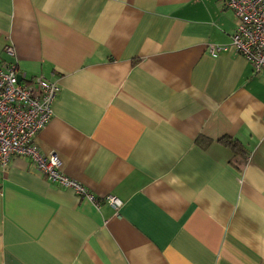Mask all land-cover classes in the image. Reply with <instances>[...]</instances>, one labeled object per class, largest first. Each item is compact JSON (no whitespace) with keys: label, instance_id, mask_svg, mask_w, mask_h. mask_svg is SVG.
Listing matches in <instances>:
<instances>
[{"label":"crops","instance_id":"obj_1","mask_svg":"<svg viewBox=\"0 0 264 264\" xmlns=\"http://www.w3.org/2000/svg\"><path fill=\"white\" fill-rule=\"evenodd\" d=\"M234 28L221 0H0V65L59 86L38 150L122 201L12 156L0 264H264V76L207 50Z\"/></svg>","mask_w":264,"mask_h":264},{"label":"built area","instance_id":"obj_2","mask_svg":"<svg viewBox=\"0 0 264 264\" xmlns=\"http://www.w3.org/2000/svg\"><path fill=\"white\" fill-rule=\"evenodd\" d=\"M221 5L232 10L235 28L228 44H209L208 53L215 57L232 50L246 60L254 74L264 76V0H221ZM58 93L59 86L41 75L27 80L15 65H0V166L14 155L28 157L50 183L70 188L96 206L104 201L118 209L122 202L118 197H97L60 169L57 154L38 150L35 138L49 122Z\"/></svg>","mask_w":264,"mask_h":264},{"label":"trees","instance_id":"obj_3","mask_svg":"<svg viewBox=\"0 0 264 264\" xmlns=\"http://www.w3.org/2000/svg\"><path fill=\"white\" fill-rule=\"evenodd\" d=\"M224 145L230 148L232 160L242 166L248 159V150L237 139L223 135L219 138Z\"/></svg>","mask_w":264,"mask_h":264}]
</instances>
